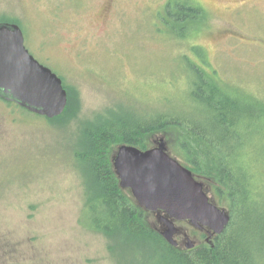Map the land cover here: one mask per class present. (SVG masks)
Listing matches in <instances>:
<instances>
[{
  "label": "rangeland",
  "instance_id": "obj_1",
  "mask_svg": "<svg viewBox=\"0 0 264 264\" xmlns=\"http://www.w3.org/2000/svg\"><path fill=\"white\" fill-rule=\"evenodd\" d=\"M168 1L0 0V21L16 22L29 54L74 93L62 122L0 101V264L143 263L145 248L110 249L111 240L88 228L75 153L81 130L100 120L132 114L199 121L189 64L246 106L264 108V0H191L201 15L182 37L167 26ZM255 131L264 140V119L250 136ZM165 138L169 155L185 163L175 137ZM256 141L239 151L258 166L251 192L263 195L262 206L264 145ZM146 221L159 228L154 217Z\"/></svg>",
  "mask_w": 264,
  "mask_h": 264
},
{
  "label": "trees",
  "instance_id": "obj_2",
  "mask_svg": "<svg viewBox=\"0 0 264 264\" xmlns=\"http://www.w3.org/2000/svg\"><path fill=\"white\" fill-rule=\"evenodd\" d=\"M164 7L167 26L182 32L173 31L180 37L188 33L201 15L191 0H170ZM189 67L194 72L190 97L198 109L199 121H194L192 115L143 119L131 114L126 119L87 124L90 126L81 130L78 142L81 151L75 153V162L79 164L87 197L83 210L89 215L86 224L111 240L110 249H116L117 245H125L132 251L145 248L146 257L140 264H264V205H258L263 195L253 196L251 192L259 184L254 173L255 170L259 173V169L255 162L249 164L245 151H239L249 145L256 148L258 138L263 143L259 146L264 145L261 133L255 131V136H250L264 119V108L246 106L239 98L216 88L201 68L193 64ZM63 88L67 92V106L51 122H62L69 115L74 93ZM246 132L248 137L243 135ZM157 134L164 138L172 134L183 154L182 165L210 187L219 206L224 207L221 201L227 200L229 223L211 245L201 244L189 251L168 245L148 226L144 211L118 186L110 149L129 145L144 150Z\"/></svg>",
  "mask_w": 264,
  "mask_h": 264
},
{
  "label": "water",
  "instance_id": "obj_3",
  "mask_svg": "<svg viewBox=\"0 0 264 264\" xmlns=\"http://www.w3.org/2000/svg\"><path fill=\"white\" fill-rule=\"evenodd\" d=\"M0 98L46 119L60 116L67 106L61 80L28 53L19 26L4 22L0 23ZM111 165L119 188L128 189L141 209L164 214L157 218L160 228L154 230L168 245L177 247L176 223L206 229L209 245L228 225V212L207 196L201 180L168 155L163 138L145 151L120 145ZM194 245L188 240L185 249Z\"/></svg>",
  "mask_w": 264,
  "mask_h": 264
},
{
  "label": "flooded vegetation",
  "instance_id": "obj_4",
  "mask_svg": "<svg viewBox=\"0 0 264 264\" xmlns=\"http://www.w3.org/2000/svg\"><path fill=\"white\" fill-rule=\"evenodd\" d=\"M251 2H254V1H256V0H250ZM153 147V146H152ZM152 147H148V148H152ZM148 148H146V149H148ZM146 149H144V150H146ZM205 189L208 191V193H209V191H210V187L208 188L207 186L205 187ZM128 192L126 191V194H127ZM129 196H130V194H128ZM130 199L133 201V199H132V197H130ZM144 215H145V217L146 218H148V217H154L155 219H157L159 216H163L164 214L162 213V212H159V211H157V212H145L144 211ZM181 224H186V225H188L187 223H180V224H178V225H181ZM182 226V225H181ZM192 228V227H191ZM193 230H192V232H193V234L192 233H189V232H187V231H189L188 229H183V228H181V227H178V233L175 235V240H176V242H177V248L178 249H180V250H186L185 249V243L188 241V240H193L192 242H194L195 243V245H194V247L193 248H195V247H198V246H200L201 244H204L205 243V238H206V231L205 230H202V231H200V230H196V229H194V228H192ZM206 235V236H205ZM3 245V244H2ZM2 247V246H1ZM192 248V249H193ZM7 249H4L3 251H6ZM4 253H6V252H4Z\"/></svg>",
  "mask_w": 264,
  "mask_h": 264
}]
</instances>
